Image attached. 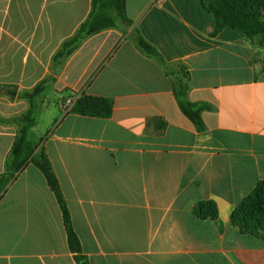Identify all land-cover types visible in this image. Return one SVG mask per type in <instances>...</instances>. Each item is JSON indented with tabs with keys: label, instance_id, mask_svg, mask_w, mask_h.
I'll list each match as a JSON object with an SVG mask.
<instances>
[{
	"label": "crops",
	"instance_id": "1",
	"mask_svg": "<svg viewBox=\"0 0 264 264\" xmlns=\"http://www.w3.org/2000/svg\"><path fill=\"white\" fill-rule=\"evenodd\" d=\"M92 1L0 0V175L17 135L7 120L29 106L20 93L53 76L55 114L36 135L46 137L88 264H264V239L231 221L264 179L262 50L238 30L213 36L201 0H127L128 32L91 36L55 73L54 56ZM135 28L189 72V100L208 106L203 131L164 67L131 40ZM82 95L111 99L112 116L65 113ZM207 201L216 219L195 213ZM0 264H77L56 196L33 164L0 200Z\"/></svg>",
	"mask_w": 264,
	"mask_h": 264
},
{
	"label": "trees",
	"instance_id": "2",
	"mask_svg": "<svg viewBox=\"0 0 264 264\" xmlns=\"http://www.w3.org/2000/svg\"><path fill=\"white\" fill-rule=\"evenodd\" d=\"M126 1L93 0L88 19L81 24L71 38L63 43L54 56V72L57 73L91 36L110 29H121L126 32L132 27L133 22L126 11ZM201 2L214 18L213 36L224 29L231 28L242 32L248 41L264 49V0H201ZM130 38L144 55L156 60L164 67L172 80L173 90L182 112L194 123L198 131H203L205 125L202 114L208 106L189 100L190 74L186 68L177 64H168L156 47L146 41L137 28L132 30ZM173 67H180L181 74L175 73ZM54 80L53 76L49 77L37 84L32 91L21 92L18 98L28 103V109L7 120L8 123L16 126L17 135L6 159L5 172L0 175V200L21 172L30 164L36 166L56 196L63 216L68 245L76 263L88 264L74 229L68 203L44 147L46 137L39 138L33 131L39 121V102ZM113 108L114 103L109 98L82 95L69 112L87 117L110 118ZM1 119L0 117V121ZM194 211L201 218L216 219L218 217L217 205L212 201L199 202ZM231 221L242 234L264 239V179L234 210Z\"/></svg>",
	"mask_w": 264,
	"mask_h": 264
},
{
	"label": "rangeland",
	"instance_id": "3",
	"mask_svg": "<svg viewBox=\"0 0 264 264\" xmlns=\"http://www.w3.org/2000/svg\"><path fill=\"white\" fill-rule=\"evenodd\" d=\"M131 28V27H130ZM129 28V29H130ZM128 29V30H129ZM128 30L126 32H128ZM259 48V47H258ZM261 49V48H259ZM262 50V59H264V49ZM176 67H173L175 69ZM51 86L49 85L43 98L39 102V121L37 126L33 129L34 133H44L50 126L55 111L50 110L54 105V92H50Z\"/></svg>",
	"mask_w": 264,
	"mask_h": 264
},
{
	"label": "built area",
	"instance_id": "4",
	"mask_svg": "<svg viewBox=\"0 0 264 264\" xmlns=\"http://www.w3.org/2000/svg\"><path fill=\"white\" fill-rule=\"evenodd\" d=\"M76 101L74 100H71V101H68L66 104H65V107H64V111L65 113H67L72 107L73 105L75 104Z\"/></svg>",
	"mask_w": 264,
	"mask_h": 264
},
{
	"label": "water",
	"instance_id": "5",
	"mask_svg": "<svg viewBox=\"0 0 264 264\" xmlns=\"http://www.w3.org/2000/svg\"><path fill=\"white\" fill-rule=\"evenodd\" d=\"M10 94H11L12 96H16V95H17V92H16V91H14V92H10Z\"/></svg>",
	"mask_w": 264,
	"mask_h": 264
}]
</instances>
